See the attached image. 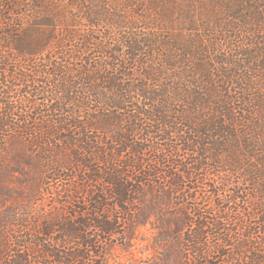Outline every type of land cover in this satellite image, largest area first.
I'll return each mask as SVG.
<instances>
[{
  "label": "trees",
  "instance_id": "trees-1",
  "mask_svg": "<svg viewBox=\"0 0 264 264\" xmlns=\"http://www.w3.org/2000/svg\"><path fill=\"white\" fill-rule=\"evenodd\" d=\"M0 264H264V0H0Z\"/></svg>",
  "mask_w": 264,
  "mask_h": 264
},
{
  "label": "rangeland",
  "instance_id": "rangeland-1",
  "mask_svg": "<svg viewBox=\"0 0 264 264\" xmlns=\"http://www.w3.org/2000/svg\"><path fill=\"white\" fill-rule=\"evenodd\" d=\"M19 163L22 164L23 167L21 165L22 170H20L21 169L20 168L13 173V182H14L13 185L15 187L24 186V183H21V180H26L27 178H31L34 174L37 175L36 172H38V169L36 167L26 165V163L23 160H20Z\"/></svg>",
  "mask_w": 264,
  "mask_h": 264
}]
</instances>
